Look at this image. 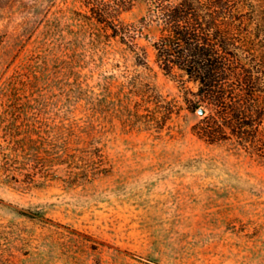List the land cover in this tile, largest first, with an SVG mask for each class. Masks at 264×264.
<instances>
[{"label":"rangeland","instance_id":"obj_1","mask_svg":"<svg viewBox=\"0 0 264 264\" xmlns=\"http://www.w3.org/2000/svg\"><path fill=\"white\" fill-rule=\"evenodd\" d=\"M107 2L0 0V264H264V133L199 139L156 30L108 37Z\"/></svg>","mask_w":264,"mask_h":264},{"label":"trees","instance_id":"obj_2","mask_svg":"<svg viewBox=\"0 0 264 264\" xmlns=\"http://www.w3.org/2000/svg\"><path fill=\"white\" fill-rule=\"evenodd\" d=\"M135 1L144 5V15L125 23L120 14ZM107 7L89 11L110 38L128 43L156 30L154 63L180 83L189 112L205 111L192 127L199 139L258 148L264 133V0H108ZM139 64L148 66L146 56Z\"/></svg>","mask_w":264,"mask_h":264},{"label":"water","instance_id":"obj_3","mask_svg":"<svg viewBox=\"0 0 264 264\" xmlns=\"http://www.w3.org/2000/svg\"><path fill=\"white\" fill-rule=\"evenodd\" d=\"M204 109L203 108H199L198 110H197V113L199 114V115H203L204 114Z\"/></svg>","mask_w":264,"mask_h":264}]
</instances>
